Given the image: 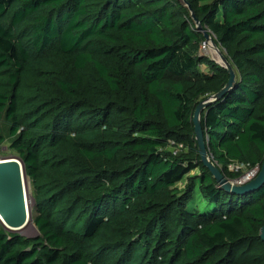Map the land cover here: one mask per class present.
Here are the masks:
<instances>
[{
	"label": "trees",
	"instance_id": "1",
	"mask_svg": "<svg viewBox=\"0 0 264 264\" xmlns=\"http://www.w3.org/2000/svg\"><path fill=\"white\" fill-rule=\"evenodd\" d=\"M195 20L235 72L200 124L237 180L264 161V0H0V148L37 231L0 223V264H264V182L221 189L198 154L229 74Z\"/></svg>",
	"mask_w": 264,
	"mask_h": 264
},
{
	"label": "water",
	"instance_id": "2",
	"mask_svg": "<svg viewBox=\"0 0 264 264\" xmlns=\"http://www.w3.org/2000/svg\"><path fill=\"white\" fill-rule=\"evenodd\" d=\"M195 21L198 25V30L203 33L205 42L208 44L210 43L211 46L216 48V45L208 32L202 29L197 20ZM221 59L222 63L219 64L227 69L229 80L218 93L201 101L196 107L193 114L195 141L200 161L211 173L219 187L237 194H244L256 189L264 182V161L257 176L253 180L239 185L231 183L230 180L223 176L220 169L210 159L200 124V114L203 108L210 102L221 97L232 87L235 81V72L232 66L223 55H221ZM27 191L26 174L21 159L17 155L0 158V223L10 232L20 231L25 226L28 219H30L29 204L26 195ZM260 237L264 241V225L260 229Z\"/></svg>",
	"mask_w": 264,
	"mask_h": 264
},
{
	"label": "rangeland",
	"instance_id": "3",
	"mask_svg": "<svg viewBox=\"0 0 264 264\" xmlns=\"http://www.w3.org/2000/svg\"><path fill=\"white\" fill-rule=\"evenodd\" d=\"M203 45L201 46V54L204 55L205 57H207L208 59L216 62V63H220L221 59L217 60L214 53H216L219 56V52H220L221 55H223L222 50L220 48H217V47L215 48L213 46H210L208 43H206L205 46H203ZM219 58H220V56H219ZM200 70L204 73L208 72V69L204 65L200 66ZM2 126H3V131L5 133V123L3 120H2ZM176 151L178 154L184 153L187 151V147L186 146H183V147L178 146ZM15 155H16V153L12 149L9 148L8 143L2 144V146L0 148V158H7V157L15 156ZM229 169L231 171L240 170L242 172V175L239 179L230 181L231 183L236 184V185L245 184V183L253 180L257 176V173H258L257 168L251 169L245 165H233V164H231L229 166ZM196 171L197 170L192 171L190 174H188V177L195 175ZM246 175H249V176L246 177L247 179H244V177ZM184 183H185V181H182L181 183L178 184V186L182 187L184 185ZM26 187L28 189L26 195H27L28 204H29V212H31L33 201H32L30 184H29V181L27 178H26ZM30 221H31V223L24 230H20V231H16V232H19L20 234L27 235V236L36 235L37 234L36 228H35L31 219H30Z\"/></svg>",
	"mask_w": 264,
	"mask_h": 264
},
{
	"label": "bare ground",
	"instance_id": "4",
	"mask_svg": "<svg viewBox=\"0 0 264 264\" xmlns=\"http://www.w3.org/2000/svg\"><path fill=\"white\" fill-rule=\"evenodd\" d=\"M209 45L211 46V44L209 43ZM217 50V49H216ZM214 55H215V57H216V59L217 60H220L221 59V53L219 52V56H220V58H219V56L216 54V53H214ZM219 62V61H218ZM220 63H222V59H221V62ZM249 175H246L245 177H244V179H247L246 177H248ZM31 223V221H30V219H28V221H27V223L25 224V226L21 229V230H24L29 224Z\"/></svg>",
	"mask_w": 264,
	"mask_h": 264
},
{
	"label": "built area",
	"instance_id": "5",
	"mask_svg": "<svg viewBox=\"0 0 264 264\" xmlns=\"http://www.w3.org/2000/svg\"><path fill=\"white\" fill-rule=\"evenodd\" d=\"M204 45L203 46H205V44H206V42L205 43H203ZM177 147L178 146H175L173 143H169V146H168V148H169V150H171L172 151V153L173 154H175L177 151ZM233 165H242V164H233Z\"/></svg>",
	"mask_w": 264,
	"mask_h": 264
}]
</instances>
